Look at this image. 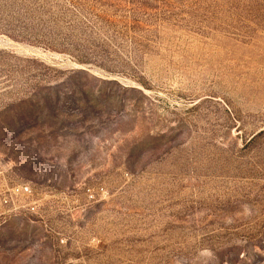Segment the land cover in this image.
I'll return each instance as SVG.
<instances>
[{
  "label": "rangeland",
  "instance_id": "rangeland-1",
  "mask_svg": "<svg viewBox=\"0 0 264 264\" xmlns=\"http://www.w3.org/2000/svg\"><path fill=\"white\" fill-rule=\"evenodd\" d=\"M0 264H264V0H0Z\"/></svg>",
  "mask_w": 264,
  "mask_h": 264
},
{
  "label": "built area",
  "instance_id": "built-area-1",
  "mask_svg": "<svg viewBox=\"0 0 264 264\" xmlns=\"http://www.w3.org/2000/svg\"><path fill=\"white\" fill-rule=\"evenodd\" d=\"M26 191H28L29 190V188L28 187H23Z\"/></svg>",
  "mask_w": 264,
  "mask_h": 264
}]
</instances>
